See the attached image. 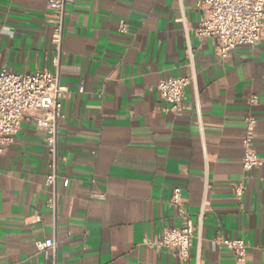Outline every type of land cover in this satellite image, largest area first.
Returning a JSON list of instances; mask_svg holds the SVG:
<instances>
[{
  "label": "crops",
  "instance_id": "crops-1",
  "mask_svg": "<svg viewBox=\"0 0 264 264\" xmlns=\"http://www.w3.org/2000/svg\"><path fill=\"white\" fill-rule=\"evenodd\" d=\"M199 1L65 0L55 65L47 0H0V70H48L70 92L58 125L55 216L44 132L25 118L0 152V264H53V254L55 264H194L197 251L201 264H264V164L241 165L248 113L256 117L249 145L264 158V30L220 58L195 33ZM187 47L195 80L172 113L157 84L188 73ZM206 173L210 210L182 262L150 243L180 222L173 189L195 216ZM242 179L239 201L232 187ZM221 237L244 240V258ZM48 238L55 249L37 251Z\"/></svg>",
  "mask_w": 264,
  "mask_h": 264
},
{
  "label": "built area",
  "instance_id": "built-area-1",
  "mask_svg": "<svg viewBox=\"0 0 264 264\" xmlns=\"http://www.w3.org/2000/svg\"><path fill=\"white\" fill-rule=\"evenodd\" d=\"M49 22L52 25L51 43L57 52L54 59L58 65L64 35L65 0H47ZM200 21L195 30L199 38H211L214 41L218 57L226 58L237 46H252L257 43L264 30V0H201L197 3ZM118 31L127 32V24L119 23ZM188 73L184 76H169L159 81L157 91L165 103L166 110L178 113L182 110L185 89L195 80L193 51L185 50ZM83 92V88H79ZM70 92L60 85L58 75L48 70H36L31 73H14L0 70V152L10 145L22 120L30 118L35 126L44 132V142L49 155L48 173L45 178L51 189V196L46 205L55 216L58 173L57 136L59 120L63 117V103ZM249 104L257 102L256 96L249 98ZM256 117L252 113L245 116L244 152L241 159L242 169L251 171L264 164V158L258 157L249 143L255 134ZM205 187L198 212L193 217L184 207V198L178 188L173 189L169 203L175 207L180 222L166 228L150 245L171 251L180 261L188 262L191 258L192 241L199 236L203 220L210 210L207 191L210 184L207 173L204 176ZM67 186L68 179L62 178ZM246 190L245 179L236 182L232 192L241 200ZM35 221L40 216L35 215ZM220 246L230 250L237 258L246 254L247 244L240 238L218 239ZM37 251L55 249V240L48 238L35 242ZM194 264H201V254L197 251L193 257ZM55 264V256H52Z\"/></svg>",
  "mask_w": 264,
  "mask_h": 264
}]
</instances>
